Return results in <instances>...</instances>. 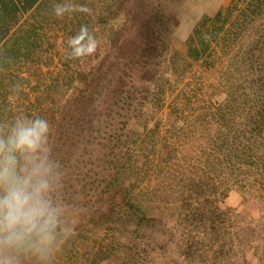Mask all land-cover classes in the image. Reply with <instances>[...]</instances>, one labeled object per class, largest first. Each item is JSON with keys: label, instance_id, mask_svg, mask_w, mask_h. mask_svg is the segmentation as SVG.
Instances as JSON below:
<instances>
[{"label": "rangeland", "instance_id": "obj_1", "mask_svg": "<svg viewBox=\"0 0 264 264\" xmlns=\"http://www.w3.org/2000/svg\"><path fill=\"white\" fill-rule=\"evenodd\" d=\"M232 2L40 0L9 22L0 48V264H264V148L257 165L251 149L264 144V127L253 124L264 107V57L261 72L249 60L264 35V13L244 28L226 25L206 56L188 59L184 71L182 64L177 68L187 73L184 79L182 73L171 77L174 53L185 57L194 29ZM154 33L166 42L164 55L154 59L160 63L155 75L143 80L138 72L122 83L121 96L133 102L118 144L112 135L123 120L114 118L121 89L105 95L113 113L109 118L104 110L96 144L90 142L95 129L87 108L88 124L76 131L70 150L61 148L69 156L61 178L38 173L46 160L28 156L36 119L88 98L77 71L123 68L129 49L139 46V53ZM130 86L138 94L129 93ZM111 150L116 160L106 156ZM110 160L118 179L129 181L131 201L147 217L162 213L154 231L152 223L140 229L134 217L117 227L90 225L92 216L101 221L97 217L110 196L94 191L93 174ZM62 182L68 191L61 197ZM11 200L17 201L12 212ZM80 216L90 226H65L69 217ZM56 220L61 227L45 233ZM158 230L165 236H156ZM36 233L43 235L29 240Z\"/></svg>", "mask_w": 264, "mask_h": 264}, {"label": "trees", "instance_id": "obj_2", "mask_svg": "<svg viewBox=\"0 0 264 264\" xmlns=\"http://www.w3.org/2000/svg\"><path fill=\"white\" fill-rule=\"evenodd\" d=\"M237 1H242L243 4L238 7L236 4H238ZM40 0H0V48L4 44V41L6 39V34L8 31V24L11 20L15 19L19 14L27 13L30 10H32ZM233 9L236 10V13L233 12ZM264 13V0H233L231 5L227 7V9L223 12V10L218 11L214 17L212 18H205L203 22L200 24V26L196 27L190 36V38L187 40V49H186V55L185 57L174 53L172 58V63L176 64L175 71L171 74V77L176 78L179 74L182 73V78L184 79L185 76H187V73L185 72H178L177 68L182 64L183 70L186 65H188V59L199 61L204 56L207 55V53L211 50L212 45L217 44V41L219 39V32H225L226 25L231 26L237 25L242 26V28L245 27L247 23H252L254 21L255 16H259ZM218 23L221 24L218 27ZM154 25V22H153ZM203 29H206L207 32L205 33ZM213 34L210 35L211 31ZM264 35L260 36L258 41H256L253 45V47L250 49L249 52V60L252 62V64H257L258 68L257 71H263V67H261V62L264 57ZM142 47L141 51L138 53L136 48L139 49V46H136L135 48H130L132 52H129L128 54H125L122 58V61L124 62L123 68L121 67H110L108 69H102L97 68L93 72L85 73L82 70L77 71L78 80L84 83V91L89 90L88 92V98L85 97L82 98L80 101L81 104L77 105V107H72L69 104H71V100L66 102L64 107H68L67 111H57L56 113H51V115L48 118H45V116H41L38 119H36V135L32 139V145L29 148L28 156L30 159H45L46 165L44 167H40L37 172L42 174V171H46L45 175H48L53 178H61V175L59 173V170L61 169V166L64 167L69 163V156L63 155L65 152L61 148L63 145H67L68 149L70 150L72 148V144L78 134L84 129L86 124H88L87 118L84 114L87 108L90 110V116H91V129L94 130V135L92 137L91 144H96L97 140L99 139L98 134L100 131V124L101 119L104 115V110L107 109V98L105 95L108 96V92L111 94V91L121 89L123 88L122 83L125 81L126 83H130L132 79L136 76V74L139 72L142 74L141 78L143 80L148 79L151 76V73L158 72V69L156 65H159V62L154 63V59L162 58L163 57V51L166 48V42L164 39L158 34L157 36L151 34L148 37V40H144L141 42ZM128 47H132L133 43L132 41L127 43ZM137 52V53H136ZM254 52H257L256 55ZM263 52V53H262ZM262 53V54H261ZM180 62V63H179ZM184 64V65H183ZM178 65V66H177ZM179 69V68H178ZM177 70V71H176ZM167 78L170 79V74L167 76ZM168 79V80H169ZM125 83V84H126ZM121 86V87H120ZM133 88L131 92L133 94H138L137 89H135V86H130V89ZM162 92V89L160 90V87H158V92ZM122 95V89L118 96H116V101L114 103L115 113L114 118L121 117L122 116V122L120 123L118 121V125L120 126L117 128V133L112 135V140L115 144H118L119 137L118 132L121 133L125 131L129 125L128 120L130 118V112L129 107L131 102H133L132 99H128L125 96ZM103 99L105 101H103ZM130 100V101H129ZM132 100V101H131ZM105 106V108H104ZM123 111V115L120 114V112ZM125 111V114H124ZM49 111L46 112L49 113ZM107 112V111H106ZM110 114L108 117H111V113H113L112 109L108 110ZM128 112V113H127ZM127 116V117H125ZM134 118V117H133ZM256 118H259L258 120H255L253 124L263 128L264 127V107H260L256 112ZM113 119V118H112ZM114 125V124H111ZM110 125V126H111ZM140 127V126H139ZM138 125L136 129L139 128ZM113 128V127H112ZM140 129H144V125H141ZM253 132V130H252ZM115 136V137H114ZM262 147L264 148L263 143H255V145L252 146V150L254 151L256 161L252 162L254 165H257L259 163V160L263 157V155H259L260 151L262 150ZM246 150H244L245 152ZM107 157L112 156L111 158L113 160H116L117 153L115 151H110L109 154L106 155ZM262 156V157H260ZM113 160H110V162H103L106 166L109 165V171H104V164L102 169L98 170L95 174H93L94 181L98 182L97 186L95 187V190H99V188L102 190L100 191V196L102 197L103 194L110 195L108 197V201L106 202V205L104 207V212L100 213V216L97 217L98 219H101V221H96L95 217L92 216L90 219V225L92 224L95 226V224L101 222V224H111L113 227H117L118 223L120 221L130 222L132 217L136 218L138 221V225L140 229L147 228V225L152 223L151 227H153V231L155 230V226L153 223L161 224L163 221L162 213L155 217H147V212L145 210H142L139 205H136L131 200L132 198L129 196V189L130 186L129 181L124 182V180L120 181L118 179V173L119 169L116 168L115 165H113ZM50 165V166H49ZM49 166V168H48ZM56 166V167H55ZM60 166V167H58ZM96 168H99L98 164H96ZM49 169V171H47ZM117 169V170H116ZM121 170V169H120ZM58 171V173H57ZM59 175V176H58ZM54 181V180H52ZM49 181V182H52ZM63 183V182H62ZM66 183H63V187H61V194L62 197L65 196L64 193L67 192ZM39 188V187H38ZM37 187H33V190L36 192L39 191ZM23 190L19 189L17 192H21ZM35 192L29 194V196L35 197ZM26 194L25 192H22ZM21 198V197H20ZM99 201V200H98ZM100 202V201H99ZM17 204V201H10L9 205L7 206L8 211L13 210V207ZM27 205V204H26ZM24 205V207L26 206ZM33 205V204H32ZM12 208V209H11ZM26 208V207H25ZM64 209V208H63ZM12 212V211H11ZM138 212L141 213L140 217H138ZM33 219V218H32ZM31 218H27V221L30 220L33 221ZM58 221V222H57ZM29 222V226H32V223ZM67 222V224H66ZM65 226H68L69 228H74V230L77 229H83L87 228V226H90L89 223L85 222L84 216L78 217H69L68 220L64 221ZM50 227H47L45 230V233L49 231L50 233L57 231L61 227V223L59 220L52 221ZM158 229V228H157ZM146 230V229H145ZM144 231V229H143ZM44 233V234H45ZM166 232L164 230L158 232L156 231V236L160 235L165 236ZM31 234L29 236V240L32 237H41L42 235L39 234ZM25 241V240H24ZM24 241H21L22 243ZM29 243V241H28ZM159 243V241H158ZM158 246V245H157ZM159 248V247H158Z\"/></svg>", "mask_w": 264, "mask_h": 264}]
</instances>
